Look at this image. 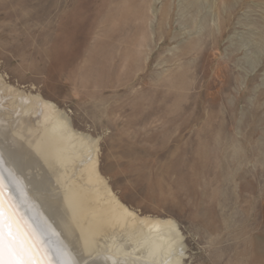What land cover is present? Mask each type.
<instances>
[{"label": "rangeland", "instance_id": "obj_1", "mask_svg": "<svg viewBox=\"0 0 264 264\" xmlns=\"http://www.w3.org/2000/svg\"><path fill=\"white\" fill-rule=\"evenodd\" d=\"M0 81L174 221L182 264H264V0H0Z\"/></svg>", "mask_w": 264, "mask_h": 264}, {"label": "bare ground", "instance_id": "obj_2", "mask_svg": "<svg viewBox=\"0 0 264 264\" xmlns=\"http://www.w3.org/2000/svg\"><path fill=\"white\" fill-rule=\"evenodd\" d=\"M20 92L0 81V208L42 264H182L174 221L121 202L97 168L94 142L52 104Z\"/></svg>", "mask_w": 264, "mask_h": 264}, {"label": "snow or ice", "instance_id": "obj_3", "mask_svg": "<svg viewBox=\"0 0 264 264\" xmlns=\"http://www.w3.org/2000/svg\"><path fill=\"white\" fill-rule=\"evenodd\" d=\"M0 264H42L37 249L21 231L14 217L0 208Z\"/></svg>", "mask_w": 264, "mask_h": 264}]
</instances>
